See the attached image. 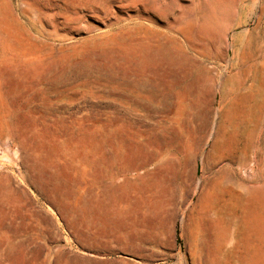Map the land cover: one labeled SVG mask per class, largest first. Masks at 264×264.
Wrapping results in <instances>:
<instances>
[{"label":"rangeland","instance_id":"rangeland-1","mask_svg":"<svg viewBox=\"0 0 264 264\" xmlns=\"http://www.w3.org/2000/svg\"><path fill=\"white\" fill-rule=\"evenodd\" d=\"M0 264H264V0H0Z\"/></svg>","mask_w":264,"mask_h":264}]
</instances>
